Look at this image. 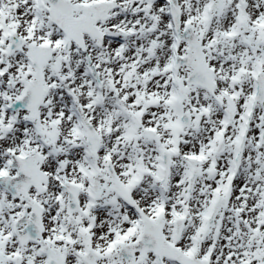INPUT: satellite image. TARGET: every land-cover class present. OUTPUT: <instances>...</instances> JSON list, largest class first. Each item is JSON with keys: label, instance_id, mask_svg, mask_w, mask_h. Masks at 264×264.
Wrapping results in <instances>:
<instances>
[{"label": "snow or ice", "instance_id": "6c2138e0", "mask_svg": "<svg viewBox=\"0 0 264 264\" xmlns=\"http://www.w3.org/2000/svg\"><path fill=\"white\" fill-rule=\"evenodd\" d=\"M0 264H264V0H0Z\"/></svg>", "mask_w": 264, "mask_h": 264}]
</instances>
